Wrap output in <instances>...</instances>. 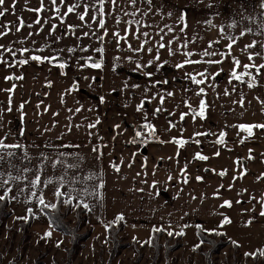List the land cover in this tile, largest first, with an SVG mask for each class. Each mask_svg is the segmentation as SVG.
<instances>
[{"label":"crops","instance_id":"0c3cea01","mask_svg":"<svg viewBox=\"0 0 264 264\" xmlns=\"http://www.w3.org/2000/svg\"><path fill=\"white\" fill-rule=\"evenodd\" d=\"M198 1L5 0L0 5V11L7 9L0 16V141L20 145L0 151V194L7 195L15 216L31 209L34 221H46L39 199L52 204L60 193L87 204L94 224L112 217L151 228L264 219V128L255 127L264 125V85L232 76L233 70L250 69L264 82V33L259 26L235 25L226 0H201L204 11ZM242 3L260 13L259 0ZM201 13L197 19L204 23L190 25L188 35V22ZM140 26L146 41L137 37L142 39ZM207 36L218 56L202 63L196 55L203 48L192 46ZM123 38L133 44L121 45ZM237 39L244 58L226 60L224 50ZM121 47L146 59L129 62ZM188 51L193 60L187 64L198 68L179 63ZM157 82L165 85L159 92H170L174 101L159 106L151 96ZM223 83L241 95L225 101L214 91ZM232 97L241 102L237 109ZM125 122L151 125L158 140ZM240 125H252L251 134Z\"/></svg>","mask_w":264,"mask_h":264},{"label":"rangeland","instance_id":"374dc122","mask_svg":"<svg viewBox=\"0 0 264 264\" xmlns=\"http://www.w3.org/2000/svg\"><path fill=\"white\" fill-rule=\"evenodd\" d=\"M226 2L227 8L231 12V20L235 25L250 26L254 30H256V26H259L264 33V0H259L258 8L260 13L254 10L253 7H244L243 3L240 5V0H232V2L231 0H226ZM197 5L203 11L206 8L204 1L199 0ZM202 15L203 13L196 15L194 19H191V23L188 22V35L192 34L193 28L196 27L194 26L196 22L204 23L197 19L201 18ZM37 16L40 17L42 15L39 14ZM7 28L9 29V27ZM140 30L142 31V39L140 35L137 36L140 39L139 41H146V30L141 26ZM235 42L239 47L234 45L228 50H224L226 60L244 58L245 54L240 44L241 39H237ZM121 43L127 48L133 44L130 38H123ZM195 46L203 48L196 55L197 61L204 63L217 59L219 48L209 36L200 38L192 47ZM120 54L124 56V59H128L129 62L131 58H136L137 56L146 59V54L142 52L133 53L124 47H121ZM179 59V63L184 61L185 63L182 65L187 68H198V65L187 64L193 60V54L189 51L185 52V56L182 54V58ZM156 67L159 66L156 65ZM156 67L151 68L153 80L157 78L156 74L159 72V68ZM245 71L251 73L256 81L258 79V83H263L264 85V82L258 78L260 76L259 74L257 75V71L250 69ZM125 72L131 75L136 74L129 70ZM154 87L156 90L151 92V96L160 104L159 106H165L170 99H172L170 101H174L175 98L170 92H159V90L164 89L165 85L157 82ZM214 91L215 93H220L225 101L229 100L231 95L239 96L242 93L227 83L220 84ZM187 93L190 95L189 92ZM191 100H197V98L194 97ZM170 103L172 104L173 102ZM240 103L237 98L232 97V109H237ZM205 109L206 103L204 102V106L203 108L201 107L199 113L204 112ZM143 148L146 150V145ZM254 161L257 162L255 158ZM260 164V162H257V165ZM8 208L13 212L9 203ZM85 215L88 226L80 224L77 232L83 233L87 230L88 236L80 241L81 246L76 250L68 264H264V258H262L261 254L264 251V219L232 226L224 225L225 222H221L223 223L222 225L220 222L214 225L205 222L204 225L208 228L205 226L201 227V224L190 221L187 223L188 225H185V223L176 226L163 225L161 227L164 228V233L157 238L156 245H151L148 240L151 230L150 226L131 223L126 225L125 222L123 229L115 233L114 236H110L107 233L106 226L109 222L114 221L116 217H114L115 219L112 217L110 221L104 220L99 224H94L88 220L87 212H85ZM16 217L13 213L3 218L0 222V264H67V248L70 246L69 235L51 227L46 217V221L43 220L41 222L39 220L36 222L33 219L32 224L29 226L28 234L25 238L21 237L22 233ZM64 220L68 221L70 226H74L76 221L73 209L68 212ZM90 225L92 228L89 227ZM198 227L206 232L221 231L223 235H206L208 240H204L201 246L196 247L199 242L196 231ZM49 232L51 233L50 236L45 235V233ZM169 233H172V235H169ZM177 234H180V236ZM234 243L238 246H235ZM255 250L262 251H258L257 258L253 259L251 255Z\"/></svg>","mask_w":264,"mask_h":264},{"label":"trees","instance_id":"16d2710c","mask_svg":"<svg viewBox=\"0 0 264 264\" xmlns=\"http://www.w3.org/2000/svg\"><path fill=\"white\" fill-rule=\"evenodd\" d=\"M91 61H89L88 63H90ZM244 73L243 75V79H241V81L250 83V84H254L255 80L252 76L251 73L249 72H240L237 74H241ZM125 126L127 127H132L134 128V130L136 132H141L143 130L146 131V134L149 136V139L151 140H158L157 137H153V132L149 130V128L147 127L146 124H129V123H125ZM145 145V144H144ZM144 147V146H143ZM0 197H2V199H0V222L3 218L13 214V212H11V210L8 208V198L6 194H0ZM65 201H70V203H65ZM55 204L56 207H50V205ZM45 205L47 204H40V209L41 211L46 215L47 219H48V223L51 227H53L55 230L60 231L64 234H67L70 236V246L67 248V257H68V262L67 264L71 261L73 255L75 254L76 250L81 246L80 241L85 239L88 236V232L87 230L83 233H78L77 230L80 228V224L82 225H87L88 223L86 221V208L84 207V205L80 204V203H73L71 200L69 199H65L63 197V195H57L54 202L52 204H49L48 207H45ZM73 209L74 210V214H75V224L74 226H70L68 221H65V217L68 214V212ZM16 219L19 221V228L21 230V237H26V235L28 234V229L29 226L32 224L33 219H34V214L32 211H29L25 216H17ZM125 226V222L123 219H121L120 217H117L114 221H111L107 224L106 226V230L107 233L111 236H114L115 233H117L119 230L123 229V227ZM90 228H92V226H89ZM197 235L199 237V242L197 244L196 247L201 246V243L204 240H208V236L206 235H215L218 234L220 236L223 235V232H216V231H209L206 232L202 229H200L199 227L197 228ZM164 233V228H162L161 226L158 227H152L150 230V235H149V243L151 245H156L157 242V238ZM178 235V234H177ZM180 236V234L178 235ZM235 246H238L237 244L234 243ZM258 251H262V250H255L251 257L257 258L258 256ZM264 252V251H262ZM261 252V253H262ZM248 255V254H247ZM262 258H264V255H262Z\"/></svg>","mask_w":264,"mask_h":264},{"label":"snow or ice","instance_id":"6c2138e0","mask_svg":"<svg viewBox=\"0 0 264 264\" xmlns=\"http://www.w3.org/2000/svg\"><path fill=\"white\" fill-rule=\"evenodd\" d=\"M4 2H5V0H0V5H3ZM72 10H73L72 8H69V11H72ZM6 11H7V9H4L3 11H0V16H3V15L5 14ZM83 18H84L83 16L80 17V19H83ZM101 23H102V22H101ZM229 47H231V45H229ZM248 47H252V45H249ZM25 51H27V49H25ZM32 59H33V60H40L41 58H40V57H37V56H33ZM45 59H47V58H45ZM249 59H251V57H249ZM26 62H27V61H24V63H26ZM217 63H219V61H217ZM236 64L239 65V61H236ZM61 66H63V65H61ZM99 66H100L99 64L95 65V67H99ZM244 67L247 69L248 67H250V65H244ZM243 75H244V73L237 74V73L235 72V70H233V72H232V76H233V78H235V79H237V80H241V79H243ZM9 79H10V77H9ZM195 82L198 83V84H200V83H203V80H196ZM249 86L251 87V85H249ZM200 91L203 92V89H201ZM198 95H199V93H198ZM203 106H204V101H201V107L203 108ZM200 114L203 115V112H201ZM182 118H183V117H182ZM147 127L149 128L150 131L153 130L151 125H147ZM239 127H240L242 130H247V131L249 132V134H251V128H252L253 126H252V125H240ZM255 127L264 128V125H256ZM137 135H140V133H137ZM221 142H222V141H221ZM19 147H20V145H16V144L9 145V144H5V143H3V141H0V151H2V150H4V149H9V148H19ZM8 155H12V153L9 152ZM197 155H198V158H200V159H207V157L199 156V154H197ZM0 159H3V157L0 156ZM222 174H223V173H222ZM10 178H11V179H19V177H10ZM198 179H199V178H198ZM39 182H40V181H39V177H37V178H36L35 180H33L31 183H32L33 186H35V185L38 184ZM4 183H7V181H4ZM49 183H50V181H49ZM33 195H35V193H33ZM57 195H60V193H57ZM0 199H2V197H0ZM39 203L42 204V205L44 204V200H43V197H42V196H41L40 199H39ZM65 203H70V201H65ZM225 204H229V202H228V201H225ZM48 206H49V205H45V207H48ZM50 207L55 208L56 205L53 204V205H50ZM84 207L87 208L88 205L85 204ZM29 211H31V209H29ZM261 215H264V212H261ZM120 218L122 219V217H120ZM224 222L227 223V222H230V221H228L227 218H225V221H224ZM45 235L50 236L51 233H50V232H49V233H45ZM169 235H172V233H169ZM261 254L264 255V252H262Z\"/></svg>","mask_w":264,"mask_h":264}]
</instances>
